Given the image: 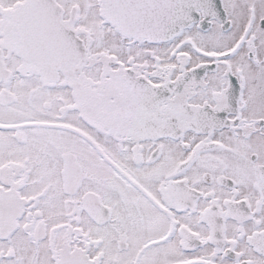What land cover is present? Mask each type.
<instances>
[{"label": "snow or ice", "instance_id": "obj_1", "mask_svg": "<svg viewBox=\"0 0 264 264\" xmlns=\"http://www.w3.org/2000/svg\"><path fill=\"white\" fill-rule=\"evenodd\" d=\"M0 264H264V0H0Z\"/></svg>", "mask_w": 264, "mask_h": 264}]
</instances>
